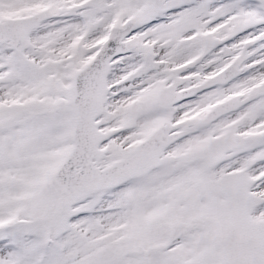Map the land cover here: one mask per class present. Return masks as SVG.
Returning a JSON list of instances; mask_svg holds the SVG:
<instances>
[{
    "label": "snow or ice",
    "instance_id": "snow-or-ice-1",
    "mask_svg": "<svg viewBox=\"0 0 264 264\" xmlns=\"http://www.w3.org/2000/svg\"><path fill=\"white\" fill-rule=\"evenodd\" d=\"M0 264H264V0H0Z\"/></svg>",
    "mask_w": 264,
    "mask_h": 264
}]
</instances>
